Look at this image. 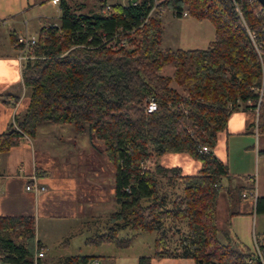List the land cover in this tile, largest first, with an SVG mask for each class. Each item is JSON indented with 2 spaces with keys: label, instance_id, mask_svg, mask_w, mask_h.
Listing matches in <instances>:
<instances>
[{
  "label": "trees",
  "instance_id": "1",
  "mask_svg": "<svg viewBox=\"0 0 264 264\" xmlns=\"http://www.w3.org/2000/svg\"><path fill=\"white\" fill-rule=\"evenodd\" d=\"M152 4L115 0L105 9L100 0L97 8L80 11V5L58 0V22L40 27L27 51L35 57L21 66L29 100L0 131V153L24 135L35 137L45 122L71 124L79 134L89 131L103 143L113 166L117 206L102 230L86 237L87 243L122 246L138 231H153V253L140 256L138 264L162 256L188 257L194 264H245L252 252L230 232L232 211L225 226L216 221L218 189L228 170L212 149L216 132L240 105L257 108L249 131L255 134L256 127L264 138V8L257 0H161L147 16ZM164 9L175 16L185 11L206 18L213 38L204 48L161 47ZM168 63L173 69L163 74ZM6 96L0 93V105ZM149 98L157 105L146 112ZM167 152L189 154L200 162L199 172L181 174L177 166L152 160ZM257 152L264 154V148ZM149 160L152 169L144 165ZM161 177L181 192L167 193ZM254 211L264 214V195L256 196ZM165 221L186 226L172 249ZM124 229L131 235L120 238ZM44 247L35 237L33 215L0 213V264H34L35 252ZM92 258L42 255L35 261L90 264Z\"/></svg>",
  "mask_w": 264,
  "mask_h": 264
},
{
  "label": "crops",
  "instance_id": "2",
  "mask_svg": "<svg viewBox=\"0 0 264 264\" xmlns=\"http://www.w3.org/2000/svg\"><path fill=\"white\" fill-rule=\"evenodd\" d=\"M46 1L48 0H0V93L7 95L6 101L0 105V131L5 130L8 124L13 122L14 116L20 115L28 104L29 93L22 82L21 65L16 59L14 41L18 34L24 32L36 34L40 27L48 25L47 22H44L47 15L42 10ZM50 5L52 7L57 6L59 17L58 3H52L50 0ZM78 5L81 7L78 10L83 11L84 5ZM193 22L195 21L191 23ZM210 34V30L207 34L201 32L195 34L191 39L192 46L190 48H204L213 38ZM13 101L15 102L13 103ZM253 111V108H245L243 105L232 110L227 117L225 128L216 132V143L212 149L228 170V174L224 176L228 180L225 186L228 193L222 194V196L226 198L227 213L232 211L230 224L235 223L234 218L239 215H247L253 224L257 214L255 212L256 214L253 213L251 218L249 216L254 210L255 200L250 194L252 183L248 177L254 175L253 159L256 158V154L258 155L257 150L252 149L253 144L251 145V132L249 131L250 123L255 121ZM50 131L47 130L46 135L40 136L37 127L35 137L31 138L24 135L19 143L9 151L0 153V213L5 215H33L35 231L36 221L44 218L46 223L41 227L43 238H40L36 232L35 237L45 245L46 256H48L46 235L51 232L52 228L56 227L54 224L48 223L49 220L52 221L58 217L79 219L80 216H85L87 211L94 210L96 206L101 207L102 204L109 205L110 211L116 209L113 196L114 171L112 164L104 154V145L95 143L98 139L91 137L89 131L82 134L77 133L81 137L74 139L71 149L73 150L75 147L78 151L68 150L65 152L67 155H65L60 144L61 140L54 135V132L50 134ZM85 136L86 140H84ZM86 142L90 143L91 146L86 145ZM97 147L102 149L103 156L96 154L95 148ZM241 152L247 155L248 159L241 160L236 164L235 161L240 160H236V158L234 160V156ZM152 160L165 167L177 166L181 174H197L200 169V162L184 152H167ZM105 163L108 167H112L111 178L109 179L110 195L107 202L101 194L104 186L101 179L102 167ZM234 163L235 168L232 166ZM33 175L36 181L44 186L43 190L36 193L25 188V185L31 182ZM240 186L243 188L239 193L238 201L233 202V191H238ZM258 195L260 194L256 190V196ZM73 224L86 230L83 238L85 252H73L66 244L65 247L56 249L54 254L48 256L49 259L56 260L62 256L84 254L91 255L92 259L97 260V264H138V258L142 254L138 252L126 254L120 247L105 251L106 246L109 247V244L113 242L92 244L85 241L86 237L92 233L99 232V230H94L95 226L90 225V223ZM255 226L256 221L254 230L251 228L250 231L252 239L254 234L258 236L264 230L263 228L257 231ZM68 231H61V236L70 235ZM140 232L138 231L134 237H137ZM232 234L242 242L243 237L239 230H234ZM152 253L153 250L145 255L151 256ZM150 264H194V261L188 257L162 256L151 257Z\"/></svg>",
  "mask_w": 264,
  "mask_h": 264
},
{
  "label": "rangeland",
  "instance_id": "3",
  "mask_svg": "<svg viewBox=\"0 0 264 264\" xmlns=\"http://www.w3.org/2000/svg\"><path fill=\"white\" fill-rule=\"evenodd\" d=\"M69 3L73 6L82 4L84 5V8H82L83 11H88L90 9H95L99 5L100 0H68ZM115 0H105L106 3H111ZM122 2H125L126 0H120ZM43 12L47 15V18H45L44 22H47L48 24L58 22V8L57 6L52 7L50 5V0L46 1L44 3V6L42 7ZM161 22L163 25V31H162V39H161V47H171V48H176V47H182V48H190L192 46L191 39L194 37L195 34H199L200 32L203 34H207L208 31L210 30V35L213 37V26L207 20L206 18L202 19H195L191 15H181V16H175L173 12L169 9H164L163 14L161 15ZM192 21H195L191 23ZM173 69V66L171 63H168L163 66L162 68V73L163 74H170ZM172 87H174L176 90L179 92H182L181 88L175 83H171ZM253 118H256V112L253 111ZM256 122V121H255ZM38 134L41 136L42 134L46 135L47 130H51L50 134L54 132V135L61 140L60 144L62 145V151L65 153L68 150L71 149V145L74 142V139L77 137L79 139L81 136L74 132L73 126L71 124H55V123H50V122H45L42 123L38 126ZM251 145L253 144L252 149L256 151L257 149L264 148V138L262 136H258L257 134L251 133ZM86 136L84 137V140H86ZM81 144V141H79ZM98 145H103L100 140H96ZM64 144L65 147H64ZM86 145H90V143L86 142ZM67 146V147H66ZM91 146V145H90ZM69 148V149H68ZM75 152L78 151L77 148H73ZM72 150V151H73ZM96 154L97 155H104L103 151L100 147L95 148ZM67 155V153H65ZM233 157V155H232ZM231 157V159H232ZM248 156L245 154L238 153L234 156V160H240V161H235L236 164L241 162V160H247ZM105 159V158H104ZM235 163L234 166L235 168ZM144 165H148L151 169L153 168V163L152 161H146L144 162ZM253 178L254 182L256 184V190L258 194H263L264 195V154H256V158L253 159ZM103 175L101 177L103 181V190L101 194H103V197L106 199L105 202H107L108 197L110 195L109 191V184L110 181L109 179L111 178V171L112 167H108V165L105 163L102 167ZM251 173V174H253ZM162 180L164 181V190L167 193H171L174 191V193H180L181 188L180 186H176L173 183H169L167 179L165 180L164 177H161ZM228 180L226 178H222V184L219 186L218 189V196L216 200V210H215V217L216 221L219 227H223L226 225L227 221V208H226V203H225V196H222V194L226 193V188L225 186L227 185ZM232 194V193H231ZM168 196L170 194H167ZM169 199H172L173 196L170 195ZM231 197V196H230ZM232 197L234 198L233 202H237L239 198V193L238 191H233ZM117 206V205H115ZM97 207V206H96ZM95 207L94 210H89L87 211L85 216H80L79 219L76 218H64V217H58L54 218L52 221L49 220L50 222L54 224L56 227L51 229V232H49L46 237H47V244H48V256L51 254H54L56 249L63 248L65 247L66 244H68L69 248L73 252H85L84 247L85 244L83 242V238L85 237L83 227L78 228L76 227L73 223H90V225L95 226L94 230H99L101 231L103 226L106 224V220L108 219L109 214L112 212L110 211L111 208L106 205H101L98 206L97 208ZM232 209V208H231ZM256 214L255 211L253 210L252 213L249 214L250 218L252 215ZM71 219V220H70ZM235 223L230 224V232L233 233L234 230H239L241 236L243 237L242 243L246 246L249 247L251 251L254 250V245H253V239L251 235V228L254 230V223L256 221V226L255 229L257 231H260L264 228V214H256L255 216V221H253V224L251 221H249L248 216L244 215H239L235 216ZM44 218H40L38 222L36 221V234L40 237L43 238L42 232L43 225L46 223L44 222ZM165 234L167 236V244L170 249L174 248L177 244V239L181 234V231L186 230L185 223H177V224H172L168 221H165ZM170 227L171 229H168ZM70 233V235H63L61 236L60 232L65 231ZM82 231V232H81ZM122 232H118V236L120 238H125L126 236H130L131 232L127 231L126 229L121 230ZM90 234V233H89ZM88 235V234H86ZM13 237L17 239V237L13 234ZM154 232H149V231H141L137 237H133L126 245L122 246H117L114 243H110L109 247L106 246L105 251H110V250H115L116 248L114 247H120L123 252L126 254H132V253H140L142 255L149 254V252H152L153 250V240H154ZM218 237L221 241H223L222 235L219 233ZM45 256V250H43ZM131 256V255H130Z\"/></svg>",
  "mask_w": 264,
  "mask_h": 264
},
{
  "label": "built area",
  "instance_id": "4",
  "mask_svg": "<svg viewBox=\"0 0 264 264\" xmlns=\"http://www.w3.org/2000/svg\"><path fill=\"white\" fill-rule=\"evenodd\" d=\"M161 0H153V4L150 8V11L147 16L153 13L155 10V6L160 2ZM52 3H58V0H51ZM235 3V2H234ZM109 4L105 5V9H109ZM237 9V8H236ZM163 11V10H162ZM183 15H186V12L183 11ZM250 36L253 37V35L250 33ZM38 36L36 34L24 32L21 34H18L15 38L14 41V46L16 48V59L20 62V65L22 66L23 62L26 61L27 59L34 58L35 56L32 54H28L27 51L28 49L34 45L37 42ZM156 101L153 98H149L146 103H145V111L146 112H151L156 108ZM254 111H257V108L254 109ZM255 134L256 132V127H255ZM203 150H208L207 146H202ZM145 167H148V165ZM250 180V183H252V187L250 189V194L252 198H256V189H255V182L253 176H250L248 178ZM26 189L32 190L35 193L43 190L44 186L39 184L34 175L31 177V182L25 185ZM245 195V193H243ZM253 245H254V250L251 251L252 255L249 256L245 262V264H264V230L256 236V234L253 235ZM43 255V250H38L35 252L34 255V264H36L35 258L37 256H42ZM90 264H97L96 259H91Z\"/></svg>",
  "mask_w": 264,
  "mask_h": 264
},
{
  "label": "water",
  "instance_id": "5",
  "mask_svg": "<svg viewBox=\"0 0 264 264\" xmlns=\"http://www.w3.org/2000/svg\"><path fill=\"white\" fill-rule=\"evenodd\" d=\"M261 5L262 7L264 8V0H257Z\"/></svg>",
  "mask_w": 264,
  "mask_h": 264
}]
</instances>
